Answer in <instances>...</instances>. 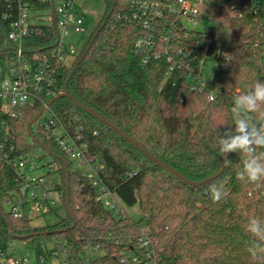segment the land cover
Returning a JSON list of instances; mask_svg holds the SVG:
<instances>
[{
  "label": "trees",
  "instance_id": "16d2710c",
  "mask_svg": "<svg viewBox=\"0 0 264 264\" xmlns=\"http://www.w3.org/2000/svg\"><path fill=\"white\" fill-rule=\"evenodd\" d=\"M106 2L98 26L70 64L58 63L54 56L57 38L53 27L46 26L42 37L25 41V47L45 53L57 69L64 93L81 55L99 31L70 79L68 91L73 100L61 98L51 107L63 122L79 117L81 122L76 125L84 126L87 133L98 132L89 139V151L97 155L100 177L126 215L117 218L97 201L90 181L54 142L38 139L30 143L28 127L43 109L38 105L24 110V120L16 122L20 135L14 143L20 153L41 148L40 142L47 148L58 165L56 170L48 164V174L60 176L55 189L67 216L53 226L35 228L29 217L8 213L5 206L15 189V173L0 152V252H8L13 240L25 241L37 260L49 264L52 247L61 244L69 251L70 264H121L124 240L138 235L145 224L162 264H264V257L254 260L248 252L255 237L246 230L250 218L264 221V179L258 183L238 179L244 154L233 153L218 179L194 187L156 165L76 104L100 114L189 180L214 175L221 167L218 135L235 127L231 111L235 98L256 82H264V8L239 18L229 0H209L215 12L214 26L207 35L197 33L192 41L202 50L209 47L210 60L219 46L217 57L224 65L216 70L210 86L194 91V79L187 71L167 76L165 60L142 64L136 43L144 31L130 21L131 8L123 0ZM14 19V6L0 0V74L7 72L14 57L15 45L8 38ZM195 67L199 74L201 61ZM209 93L216 94L214 102L208 101ZM247 115L254 124L264 123L260 112ZM260 152L264 148H258ZM213 185L222 191L219 201L212 199ZM133 207L141 214L138 221L129 211ZM88 247L92 251L100 247V255L85 262Z\"/></svg>",
  "mask_w": 264,
  "mask_h": 264
},
{
  "label": "built area",
  "instance_id": "2783aa9c",
  "mask_svg": "<svg viewBox=\"0 0 264 264\" xmlns=\"http://www.w3.org/2000/svg\"><path fill=\"white\" fill-rule=\"evenodd\" d=\"M7 1L15 9V19L8 35L9 41L15 45V50L11 66L5 74H0V152L5 163L15 173V189L6 203V211L15 218L29 217L33 220L45 213H53L58 208L51 194L58 192L55 189L57 183L55 180L52 182L51 190L45 187L51 177L45 172L49 163H43L45 156L38 153L39 149H43L49 155L47 148L40 142L41 148L20 153L19 146L14 143L20 135L16 122L24 120L23 111L40 105L43 107L41 116L46 112L49 116L39 127L37 134L33 129L31 133L28 132L30 143L34 145L38 143V139L54 142L74 163V168L81 171L90 181L98 193L97 201L117 218L125 216L124 206L100 177L97 155L89 151V139L98 136V132L87 133L84 126L76 125L81 122L79 117L67 124L57 116L50 102L63 92L58 84L57 69L45 53L32 52L25 47V41L42 37L46 26L53 27L57 38L54 56L58 63L70 64L81 50L75 49L68 43V39L87 32L85 14L78 9L77 0ZM123 1L132 10L130 21L144 31V35L136 43V51L143 65L165 60L167 76L177 71L189 73V77L194 79L191 90L202 91L211 85L210 83L205 86L202 79L204 66L208 61H212L209 47L205 46L202 50L196 41H192L197 33L208 34L198 31L202 22L215 23V12L209 0ZM229 2L232 4L231 10L239 18L246 14L256 15L264 8V0ZM42 5H45V8ZM214 52L215 48L212 54L215 55L213 60L217 70L224 63L218 59L219 53ZM199 61L201 68L199 74H195V66ZM215 98V93L207 95L209 102H214ZM61 204L60 200V206ZM124 241L121 264H162L147 227L141 228L138 235L130 236ZM99 248L96 247L95 251H92L91 247H88L86 255L98 252ZM50 254L49 264H52L53 260H57L59 264H70L69 251L61 244L52 247ZM0 264H44V259L32 260L26 256L0 252Z\"/></svg>",
  "mask_w": 264,
  "mask_h": 264
},
{
  "label": "clouds",
  "instance_id": "9594fccd",
  "mask_svg": "<svg viewBox=\"0 0 264 264\" xmlns=\"http://www.w3.org/2000/svg\"><path fill=\"white\" fill-rule=\"evenodd\" d=\"M264 106V82H256L249 90L235 98L231 109L234 120V130L228 129L223 135H218L217 148L222 156L228 153L245 155L243 169L238 173L241 181L258 183L264 179V152L257 153L258 148H264V123L254 124L247 114L260 112ZM225 164L230 160L225 159ZM213 201L222 198V191L213 185L210 189ZM246 230L255 237L248 248L254 260L264 257V221L250 218Z\"/></svg>",
  "mask_w": 264,
  "mask_h": 264
},
{
  "label": "rangeland",
  "instance_id": "374dc122",
  "mask_svg": "<svg viewBox=\"0 0 264 264\" xmlns=\"http://www.w3.org/2000/svg\"><path fill=\"white\" fill-rule=\"evenodd\" d=\"M77 7L78 9L85 14V26L87 29V32L82 36H73L70 39H68V43L72 44L75 49H82L86 43L89 41L90 37L92 36L93 32L95 31L96 27L98 26L101 18L103 17L106 8H107V2L106 0H77ZM214 26L213 22H202L198 26V31L202 33H209ZM215 51L219 52V46H216ZM77 58V57H76ZM74 58L73 60H75ZM72 61V60H69ZM216 72V64L215 61H208L206 65L204 66L202 79L205 86L209 85L215 75ZM49 114L46 112L44 113L35 124L32 125V129L35 134L38 133L39 127L45 122V119L48 118ZM39 154L44 155L43 163L50 164L52 163L55 169H58V165L56 163H53V159L51 156L47 155L46 152L43 149H39ZM49 166L45 170L46 173H49ZM59 182L60 176L59 174H52L51 177H49L48 182L46 183V188L51 190L52 188V182L53 181ZM52 197L57 202L58 208L56 212L53 213H45L43 216L39 217L38 219L32 220V226L35 228H42V227H48L53 226L60 222L62 219H64L67 216L66 209L60 206V200L61 195L58 192H52ZM131 215L133 216L134 220L138 221L141 218V214L139 212L138 207H133L129 209ZM143 227H145V224H143ZM8 252L11 254H14L16 256H26L32 260H35L36 256L32 248L28 245L25 241H17L13 240L9 243V249ZM100 253H88L85 257V261L89 262L93 256H99ZM52 264H59L57 260H53Z\"/></svg>",
  "mask_w": 264,
  "mask_h": 264
},
{
  "label": "water",
  "instance_id": "95a60500",
  "mask_svg": "<svg viewBox=\"0 0 264 264\" xmlns=\"http://www.w3.org/2000/svg\"><path fill=\"white\" fill-rule=\"evenodd\" d=\"M111 15V12L107 15L108 19ZM105 25V23H104ZM103 25V26H104ZM99 34V31L95 34L94 38L92 39L91 43L88 45V47L86 48V50L84 51V53L81 55L77 65L75 66L72 74L70 75L69 79L66 82V90L64 93L60 94L59 96H57L54 100L51 101V103H53L55 100L61 99V98H68L70 100H73V97L70 95L69 91H68V85L70 82V79L72 78L74 72L76 71L77 67L80 65V63L85 59L86 55L89 53V51L91 50L93 43L95 41V39L97 38ZM76 104L83 109L84 111H86L87 113H89L90 115H92L93 117H95L96 119H98L99 121H101L102 123H104L110 130L115 131L117 134H119L122 138H124L125 140H127L129 143H131L135 148H137L142 154H144L145 156H147L152 162H154L156 165L160 166L162 169L168 171L170 174L174 175L176 178H178L181 182L192 185L194 187H200L208 182L214 181L216 179H218L224 172L226 164H225V159L229 160L230 156L233 153H228L226 156H222L221 157V167L220 170L215 173L214 175L202 180V181H191L188 178H186L183 174H181L180 172H178L177 170H175L174 168H172L171 166L163 163L161 160L157 159L156 157H154L148 150H146L141 144H139L136 140H134L132 137H130L129 135H127L126 133H124L122 130H120L119 128H117L114 124H112L111 122L107 121L105 118H103L100 114H98L97 112L83 106L80 103ZM42 112H40L38 115H36V117L34 118V120L32 121L31 125L34 124L39 117L41 116ZM31 125H29L28 127V132L31 133ZM68 178V175H67ZM68 210H69V206H68Z\"/></svg>",
  "mask_w": 264,
  "mask_h": 264
}]
</instances>
